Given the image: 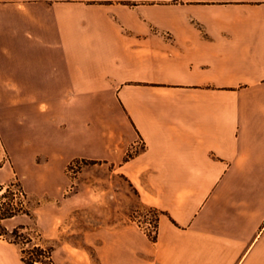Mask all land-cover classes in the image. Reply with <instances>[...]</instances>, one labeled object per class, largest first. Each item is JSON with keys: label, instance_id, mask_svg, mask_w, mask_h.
Segmentation results:
<instances>
[{"label": "crops", "instance_id": "crops-1", "mask_svg": "<svg viewBox=\"0 0 264 264\" xmlns=\"http://www.w3.org/2000/svg\"><path fill=\"white\" fill-rule=\"evenodd\" d=\"M0 137L39 212L76 158L157 211L59 264H264V0H0Z\"/></svg>", "mask_w": 264, "mask_h": 264}, {"label": "rangeland", "instance_id": "rangeland-1", "mask_svg": "<svg viewBox=\"0 0 264 264\" xmlns=\"http://www.w3.org/2000/svg\"><path fill=\"white\" fill-rule=\"evenodd\" d=\"M17 166L12 164L4 138L0 137V168L13 169L11 179L0 183V216L6 215L0 219V225L8 238L19 244L3 236L0 239L12 243L19 254V246L26 249L33 245L51 246L53 264H59L64 260L66 250L72 252V247L93 254L92 246L84 243L82 238L86 230L101 224L127 222L128 219L136 223L146 219L156 222L157 211L142 207L130 182L109 163L71 159L61 171L64 188L54 203L60 205L55 216L48 210H37L48 205L51 199L42 194H26L24 187L28 189L34 181L25 179V173L22 175ZM19 226L23 228L12 234L11 231Z\"/></svg>", "mask_w": 264, "mask_h": 264}, {"label": "trees", "instance_id": "trees-1", "mask_svg": "<svg viewBox=\"0 0 264 264\" xmlns=\"http://www.w3.org/2000/svg\"><path fill=\"white\" fill-rule=\"evenodd\" d=\"M86 160V159H85ZM82 161V160H81ZM4 216H0V219H2ZM19 228H23L22 226L14 228L11 233L16 234ZM0 236H3L8 241L19 244L18 241L12 238H8L6 236V231H3L0 225ZM151 239H155V235L149 236ZM20 250V257L21 260L25 264H35L36 262H39L40 264H53L52 260V247H41L40 245H33L31 246V249H26L23 246H19Z\"/></svg>", "mask_w": 264, "mask_h": 264}, {"label": "built area", "instance_id": "built-area-1", "mask_svg": "<svg viewBox=\"0 0 264 264\" xmlns=\"http://www.w3.org/2000/svg\"><path fill=\"white\" fill-rule=\"evenodd\" d=\"M139 221V220H138ZM138 226L149 235H156V222L146 219L144 221L137 222Z\"/></svg>", "mask_w": 264, "mask_h": 264}]
</instances>
